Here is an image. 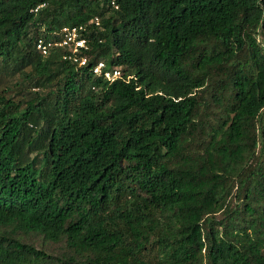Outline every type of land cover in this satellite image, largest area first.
Instances as JSON below:
<instances>
[{
  "label": "trees",
  "instance_id": "16d2710c",
  "mask_svg": "<svg viewBox=\"0 0 264 264\" xmlns=\"http://www.w3.org/2000/svg\"><path fill=\"white\" fill-rule=\"evenodd\" d=\"M0 264H264V0H0Z\"/></svg>",
  "mask_w": 264,
  "mask_h": 264
},
{
  "label": "built area",
  "instance_id": "2783aa9c",
  "mask_svg": "<svg viewBox=\"0 0 264 264\" xmlns=\"http://www.w3.org/2000/svg\"><path fill=\"white\" fill-rule=\"evenodd\" d=\"M42 6L40 5L39 7ZM92 22L95 25L97 24L96 19ZM83 32V26H63L58 31L52 32L49 37L38 38L34 47L42 57H47L57 52L62 61L72 65L74 68H85L88 66V71L92 76L101 78L108 83L123 79L118 68H106L102 60L89 64L90 60L86 54L88 46Z\"/></svg>",
  "mask_w": 264,
  "mask_h": 264
},
{
  "label": "rangeland",
  "instance_id": "374dc122",
  "mask_svg": "<svg viewBox=\"0 0 264 264\" xmlns=\"http://www.w3.org/2000/svg\"><path fill=\"white\" fill-rule=\"evenodd\" d=\"M16 77H9L4 78V81L12 82L15 81ZM25 242L33 243L37 248L43 249V251L49 255L51 258H59L63 257L66 253V249L62 242H58L56 244L52 243H44L41 242L39 239L34 238L33 236H28L23 238ZM151 259V257H150ZM153 259V258H152Z\"/></svg>",
  "mask_w": 264,
  "mask_h": 264
}]
</instances>
